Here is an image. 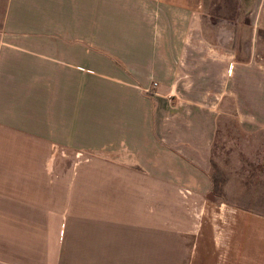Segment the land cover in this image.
<instances>
[{
  "label": "crops",
  "instance_id": "crops-1",
  "mask_svg": "<svg viewBox=\"0 0 264 264\" xmlns=\"http://www.w3.org/2000/svg\"><path fill=\"white\" fill-rule=\"evenodd\" d=\"M253 3L255 96L204 0H0V264H264V215L208 197L210 109L264 124Z\"/></svg>",
  "mask_w": 264,
  "mask_h": 264
},
{
  "label": "rangeland",
  "instance_id": "rangeland-1",
  "mask_svg": "<svg viewBox=\"0 0 264 264\" xmlns=\"http://www.w3.org/2000/svg\"><path fill=\"white\" fill-rule=\"evenodd\" d=\"M253 2L204 0L202 15L207 21L220 24L204 27L214 45L235 50L237 58L242 61L251 60L249 69L253 82L250 87L252 96H255L257 45L251 41L254 34L251 24L256 20L257 13L252 10L255 6ZM224 20L232 25L226 24L228 27L224 28ZM228 36L233 37L231 43L227 42ZM250 52H253L251 58ZM259 62L264 63L263 60ZM234 95L224 98L221 107L210 109V113L217 117V124L211 146L213 189L208 197L213 202L228 203L264 215V124L257 122L256 108L246 106L247 96L239 90ZM65 157L74 165L91 162L90 155L83 152ZM105 157L111 160L110 155H103Z\"/></svg>",
  "mask_w": 264,
  "mask_h": 264
},
{
  "label": "built area",
  "instance_id": "built-area-1",
  "mask_svg": "<svg viewBox=\"0 0 264 264\" xmlns=\"http://www.w3.org/2000/svg\"><path fill=\"white\" fill-rule=\"evenodd\" d=\"M158 86H159V84L154 82L151 87H149L147 89H143V93H145L146 95H151V94H153V91L156 88H158Z\"/></svg>",
  "mask_w": 264,
  "mask_h": 264
}]
</instances>
